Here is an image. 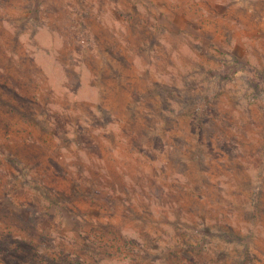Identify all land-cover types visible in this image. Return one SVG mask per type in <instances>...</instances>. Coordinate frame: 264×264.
Wrapping results in <instances>:
<instances>
[{
    "label": "rangeland",
    "instance_id": "1",
    "mask_svg": "<svg viewBox=\"0 0 264 264\" xmlns=\"http://www.w3.org/2000/svg\"><path fill=\"white\" fill-rule=\"evenodd\" d=\"M195 216L264 264V0H0V264H235Z\"/></svg>",
    "mask_w": 264,
    "mask_h": 264
},
{
    "label": "trees",
    "instance_id": "2",
    "mask_svg": "<svg viewBox=\"0 0 264 264\" xmlns=\"http://www.w3.org/2000/svg\"><path fill=\"white\" fill-rule=\"evenodd\" d=\"M12 91H14L15 93V90L13 89ZM10 93V92H8ZM17 105L13 106V109L17 110L20 114H23L24 115V112H23V109H20L21 106L19 107H16ZM201 124L199 123L198 124V130H201ZM170 192V196L173 197V201L175 203H178L179 201H176L175 200V197L173 196V192L174 190H169ZM200 198V196H198ZM180 209V208H178ZM203 212H207V211H204ZM202 215L206 216L205 213H202ZM243 217H245L243 215ZM245 222L246 224H243L242 222H240L239 224H242L244 225L243 227L244 228H248V227H253L251 224H250V220L248 219V217H245ZM251 219H254L253 216H251ZM181 221V219H178V222ZM195 221L198 222L202 228H207V227H211L212 225H220V226H225L226 229L229 231L227 233L231 235L230 236H220L218 235L220 241L222 240L223 241V244L224 246H226V248L229 250V254H226L224 253V256H231L234 260H235V264H251L249 261H254L255 262V259L253 257V252H251V249L250 247L247 245V242H241L239 243V245L236 244L235 240L233 238H235V236L237 235L236 232H233V227H235V225H231V224H227L225 222V220L222 218V216H216V217H212V218H203L201 216H195ZM259 223V222H257ZM241 225V226H242ZM255 226L257 225L256 223L254 224ZM198 226V224L196 225ZM209 229V228H208ZM232 230V231H231ZM245 231V233H247L249 236H253L252 235V231L250 229V231H248L247 229H243ZM204 237V236H203ZM210 237L211 239L214 237V234H210ZM247 238V237H246ZM253 238H256V237H253ZM191 239V238H190ZM231 239V240H230ZM192 243H193V240L191 239ZM193 246L196 247V244L194 243ZM232 250V254L230 255V251Z\"/></svg>",
    "mask_w": 264,
    "mask_h": 264
}]
</instances>
